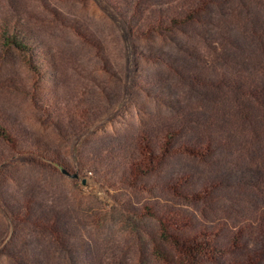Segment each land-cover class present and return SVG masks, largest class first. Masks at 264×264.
Instances as JSON below:
<instances>
[{
    "label": "trees",
    "instance_id": "16d2710c",
    "mask_svg": "<svg viewBox=\"0 0 264 264\" xmlns=\"http://www.w3.org/2000/svg\"><path fill=\"white\" fill-rule=\"evenodd\" d=\"M106 1L143 36L171 37L187 61L169 62L171 80L162 75L151 80L149 91L168 108L166 114L143 120L97 156L81 158L82 171L109 197L95 210L88 209L91 202L81 204L91 225L128 235L137 244L139 264H264V210L253 201H264V171L253 164V147L239 137L240 130H249L247 138L264 144V0ZM222 3L232 23L228 31L233 44L228 46L233 50L219 51L206 32L213 19L203 14ZM31 21L24 0H1L0 57L19 54L34 75L29 95L35 108L63 137H84L96 121L93 103L88 96L61 93L64 58L39 24L53 20L45 16ZM206 51L226 60L232 52L236 57L250 53L258 74L203 68L196 55ZM225 90L232 102L227 109L217 99ZM0 141L9 153L32 156L63 177V171L74 175L66 159L31 142L2 114ZM70 184L77 187V179ZM40 194L39 187L16 190L12 213L51 227L49 212L67 195L41 199ZM138 195L147 198L134 200ZM4 236L0 234V247ZM96 253L86 264H104Z\"/></svg>",
    "mask_w": 264,
    "mask_h": 264
},
{
    "label": "rangeland",
    "instance_id": "374dc122",
    "mask_svg": "<svg viewBox=\"0 0 264 264\" xmlns=\"http://www.w3.org/2000/svg\"><path fill=\"white\" fill-rule=\"evenodd\" d=\"M24 2L31 22L45 16L53 20L39 24L55 39L64 58L61 93L71 98L88 96L96 121L84 137H63L44 113L35 108L29 95L35 83L34 75L23 58L19 54L0 57V114L10 125L27 133L31 142L54 149L71 164L73 173L79 175L78 186L74 187L67 175L63 177L40 165L32 156L9 153L0 141V234L5 235L0 247V264H86L88 256L92 255L93 261L98 255L97 250L104 264H139L137 244L128 235L91 225L90 213L81 204L91 202L88 209L95 210L99 202H107L109 197L100 183L82 171L79 162L81 158L97 156L110 141L125 135L143 120L166 114L168 108L149 91L151 80L161 75L171 80L169 62L187 61V55L175 50L171 37L143 36L132 26L131 19L127 20L106 0ZM227 9L222 3L209 7L203 14L206 20L213 19L206 26V32H210L209 38L219 51L233 50L228 46L233 44V33L228 31L232 27L230 19L227 21L224 16L229 15ZM230 57L228 61L208 51L196 55L202 60L201 67H212L217 73L232 67L235 73L258 74L252 54L236 57L232 52ZM227 93L225 90L217 96L225 109L232 105ZM240 132L243 142L253 147L254 166L259 165L264 171V144L247 138L251 137L249 130ZM29 186L40 188L41 199L49 194L67 195L60 205L50 210L54 219L51 227L37 223L34 217L12 213L13 194ZM81 192L92 198L81 199L76 195ZM145 198L146 195H138L134 200ZM253 201L264 210V201L257 198ZM93 206L94 209L90 208ZM242 206L236 205L241 209ZM7 230L10 231L6 236Z\"/></svg>",
    "mask_w": 264,
    "mask_h": 264
},
{
    "label": "water",
    "instance_id": "95a60500",
    "mask_svg": "<svg viewBox=\"0 0 264 264\" xmlns=\"http://www.w3.org/2000/svg\"><path fill=\"white\" fill-rule=\"evenodd\" d=\"M70 179H77L79 177L78 173L71 175L63 171ZM83 184H85V180L83 181Z\"/></svg>",
    "mask_w": 264,
    "mask_h": 264
}]
</instances>
